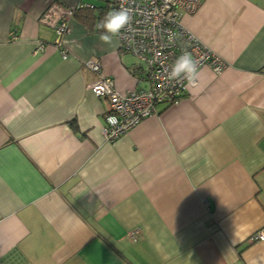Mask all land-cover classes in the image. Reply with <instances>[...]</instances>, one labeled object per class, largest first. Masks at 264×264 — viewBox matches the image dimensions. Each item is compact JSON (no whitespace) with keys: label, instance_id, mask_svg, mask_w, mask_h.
<instances>
[{"label":"crops","instance_id":"1","mask_svg":"<svg viewBox=\"0 0 264 264\" xmlns=\"http://www.w3.org/2000/svg\"><path fill=\"white\" fill-rule=\"evenodd\" d=\"M54 1L88 2L0 0V264H264V0H201L183 23L224 68L112 142L86 62L121 92L139 63L99 40L104 0L55 45Z\"/></svg>","mask_w":264,"mask_h":264},{"label":"built area","instance_id":"2","mask_svg":"<svg viewBox=\"0 0 264 264\" xmlns=\"http://www.w3.org/2000/svg\"><path fill=\"white\" fill-rule=\"evenodd\" d=\"M90 7L88 4H84ZM78 6V5H77ZM77 6H66L57 1L50 3L38 18V22L53 30L54 43L62 47L64 37L69 33V20ZM111 9L121 7L130 10L131 22L115 37L119 49L134 57L141 70L138 81L146 88L119 91L112 78L100 71V63L88 61L87 69L96 72L97 78L88 85L96 97L108 100L109 111L101 135L107 142L115 141L142 120L157 113V106H169L192 88L185 87V81L169 80L171 66L183 50L190 52L198 61L199 69L208 66L215 73L224 68L222 60L183 23L185 16L194 15L201 7V0H110ZM39 42L34 53L41 52ZM63 49V48H62ZM61 50V57H67ZM139 231L130 233L132 241L139 237ZM264 239V229L252 236L253 241Z\"/></svg>","mask_w":264,"mask_h":264},{"label":"clouds","instance_id":"3","mask_svg":"<svg viewBox=\"0 0 264 264\" xmlns=\"http://www.w3.org/2000/svg\"><path fill=\"white\" fill-rule=\"evenodd\" d=\"M131 19L130 10L127 8L109 10L96 24V29L102 30L99 32V40L104 44L111 45L113 38L121 34V30L130 24ZM199 76L198 61L187 50L180 53L168 73L169 80H184L186 88L196 87ZM249 117L253 121L259 119L256 112H249Z\"/></svg>","mask_w":264,"mask_h":264},{"label":"trees","instance_id":"4","mask_svg":"<svg viewBox=\"0 0 264 264\" xmlns=\"http://www.w3.org/2000/svg\"><path fill=\"white\" fill-rule=\"evenodd\" d=\"M104 2L106 3V5H107V7H108V9H110L111 10V8H110V6H109V3H110V0H104ZM85 3H83V2H80L79 4H78V6L75 8V10H74V13H73V16L72 17H77L78 16V14H79V12H81V13H83V14H86L85 15V17H83L82 18V21H83V23H85V24H87V25H89V27L91 28V25H92V18H93V16H91L92 15V12H93V10H94V8H95V6L94 5H90V4H88V5H90V7H87V6H85L84 5ZM103 8V9H102ZM99 9V8H98ZM100 9H102V11H105L104 9H105V7H100ZM102 13V12H101ZM103 16V15H102ZM94 21V20H93ZM95 25V24H94ZM93 25V28L95 27V29H96V25L94 26ZM96 30H98V29H96ZM134 58V57H133ZM135 59V58H134ZM139 69V68H138ZM134 73V72H133ZM134 75V74H133Z\"/></svg>","mask_w":264,"mask_h":264},{"label":"rangeland","instance_id":"5","mask_svg":"<svg viewBox=\"0 0 264 264\" xmlns=\"http://www.w3.org/2000/svg\"><path fill=\"white\" fill-rule=\"evenodd\" d=\"M86 1H88V2L85 3V4H90V5H94V6H97V5H99L100 2H102V1H100V0H86ZM128 57H129V59H134V58H133L132 56H130L129 54H128ZM135 60H136V59L133 60L134 63L136 62Z\"/></svg>","mask_w":264,"mask_h":264}]
</instances>
